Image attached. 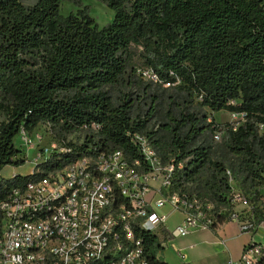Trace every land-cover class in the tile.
I'll use <instances>...</instances> for the list:
<instances>
[{"label":"trees","instance_id":"1","mask_svg":"<svg viewBox=\"0 0 264 264\" xmlns=\"http://www.w3.org/2000/svg\"><path fill=\"white\" fill-rule=\"evenodd\" d=\"M64 1L0 0V201L84 155L122 149L142 160L128 134L139 131L174 164L171 192L213 204L218 222L236 212L258 227L264 221V0H101L114 13L103 27L81 0L74 1L77 11L62 14ZM139 68L154 70L174 90L158 130L151 123L160 95L150 92ZM133 86L149 99L144 111ZM112 90L120 93L116 99ZM222 110L242 113L244 123L236 129L217 123L212 114ZM40 124L58 132L57 148L32 173L3 175L7 166L26 164L17 138ZM78 131L85 132L82 141L66 140ZM216 132L224 133L231 161L214 156ZM234 188L248 206L233 202ZM135 235L149 264H168L159 257L158 234L137 225Z\"/></svg>","mask_w":264,"mask_h":264},{"label":"built area","instance_id":"2","mask_svg":"<svg viewBox=\"0 0 264 264\" xmlns=\"http://www.w3.org/2000/svg\"><path fill=\"white\" fill-rule=\"evenodd\" d=\"M137 73L145 81L161 82L152 69L139 68ZM230 114L232 120L244 116ZM128 134L142 160H130L122 149L84 155L0 201V264H149L135 227L159 236L168 228V215L158 210L166 205L183 213L182 222L169 228L173 238L225 220L237 221L242 232H256L258 227L239 213L218 222L213 204L171 192L174 164L163 160L145 133ZM20 137L34 147L33 136L22 131ZM34 137L42 139L39 133ZM54 148L40 152L36 146L34 165ZM230 181L234 183L232 177ZM232 195L235 204L248 206L239 190L234 188ZM161 245L166 246L165 240ZM228 264H264V244L253 238L241 257L230 258Z\"/></svg>","mask_w":264,"mask_h":264},{"label":"crops","instance_id":"3","mask_svg":"<svg viewBox=\"0 0 264 264\" xmlns=\"http://www.w3.org/2000/svg\"><path fill=\"white\" fill-rule=\"evenodd\" d=\"M17 168L19 167H10L3 175L12 177L32 173H22ZM158 210L168 215V228H163L159 234L160 240L166 242L159 257L168 264H228L230 258L241 257L253 238L264 244V221L259 224L255 233L242 232L237 221L225 220L214 228L197 229L187 236L173 238L169 228L182 222L183 213L169 205Z\"/></svg>","mask_w":264,"mask_h":264},{"label":"rangeland","instance_id":"4","mask_svg":"<svg viewBox=\"0 0 264 264\" xmlns=\"http://www.w3.org/2000/svg\"><path fill=\"white\" fill-rule=\"evenodd\" d=\"M74 1L75 0L64 1L61 7V13L68 14L71 11L73 12L77 11L78 6L75 5ZM81 1H82V5H88L90 7L91 16L97 21L100 27H103L104 25L108 24L109 22L113 20L114 13L101 0H81ZM151 83H152V86L150 88V92L157 91L156 93L160 95L158 99L157 114H156V117L153 118L152 123H151V128L153 130H158L161 127L160 121L163 120L164 114L166 113V111L169 110L168 109L169 101L173 100L174 90L169 85H162L160 83H154V82H151ZM124 90L127 91L128 89L125 88ZM130 91H132L133 93L132 96L134 98L137 97L141 99L139 109L144 111L146 107L148 106L149 99H145L143 91L141 89H138L135 86L131 87ZM111 94L116 99V97L120 93L119 91L112 90ZM180 100L181 99H178V102ZM212 117H214V120L219 124L229 123L232 126L233 125L239 126L245 121L244 118H238L236 120H232L230 112L225 111V110L212 114ZM34 132L35 133L37 132L41 135L42 139H40V141L35 139L33 135ZM34 132L30 135V136H33L31 138L33 139V142H35L34 147L27 146L20 136L17 138V144L24 148V154L26 155V158H27L26 164L17 168V170L21 171L22 173H29L32 171L33 166H34L33 159H35V155L37 152L36 146L37 148L38 147L41 148L40 152H44V147H48L49 148L48 151H50V149L52 148V145H56V147L58 146V142L54 139V137L56 136V138H58L59 134L56 130H53L50 126L40 124L35 129ZM84 135H85V132L78 131V132L66 133L65 137H66V140H74L76 142H80L84 139ZM223 136H224V133L221 134L220 139H216L214 135L210 136V141L214 145V148L216 149V152H217L214 156L217 157V156H221L224 154V156H228L227 160L231 161L233 159V156L223 147ZM9 168L10 167H6L3 173H7L9 171L8 170Z\"/></svg>","mask_w":264,"mask_h":264}]
</instances>
